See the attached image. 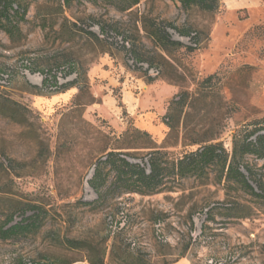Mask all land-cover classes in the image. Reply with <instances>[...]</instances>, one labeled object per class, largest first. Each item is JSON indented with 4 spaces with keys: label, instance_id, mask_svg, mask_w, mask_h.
Instances as JSON below:
<instances>
[{
    "label": "rangeland",
    "instance_id": "rangeland-1",
    "mask_svg": "<svg viewBox=\"0 0 264 264\" xmlns=\"http://www.w3.org/2000/svg\"><path fill=\"white\" fill-rule=\"evenodd\" d=\"M18 1L21 35L0 31V94L21 106L0 118V225L36 224L0 239V264H264V201L219 181L218 166L170 167L208 144L230 155L234 136L264 126V0L213 13L171 0ZM153 24L194 51H165ZM101 60L119 84L90 77ZM51 77L73 87L55 91ZM153 152L169 168L157 191L129 192L109 166L99 196L89 187L109 153L148 172ZM247 162L264 186V160Z\"/></svg>",
    "mask_w": 264,
    "mask_h": 264
},
{
    "label": "trees",
    "instance_id": "trees-1",
    "mask_svg": "<svg viewBox=\"0 0 264 264\" xmlns=\"http://www.w3.org/2000/svg\"><path fill=\"white\" fill-rule=\"evenodd\" d=\"M178 2L182 9L188 10L191 8H198L202 11L213 13L219 5L220 0H171ZM138 3V0H133L131 6ZM69 0H63V6H69ZM16 6V10H13V6ZM61 4L58 7L62 9ZM12 13V14H11ZM26 7H24L18 0H0V31L6 34L10 39L14 35H21L18 27L19 22L25 21ZM50 20H43L41 29H46L49 26ZM68 20L64 18L58 25L59 30L62 31L66 27ZM57 25L56 21H52L50 24L51 29ZM148 35L153 42L158 44L165 51L168 47L174 49H186L188 52H193L191 47H185L180 42L171 40L170 36L163 30L153 24L148 29ZM180 36L186 37L188 33L177 31ZM96 42H101L99 38L91 33L88 34ZM150 67V66H149ZM48 81L42 82V89L48 87ZM53 87H56L55 91L67 90L73 87L74 82H67L62 85H58L56 77H51ZM152 81V80H150ZM51 87V86H49ZM21 106L10 100L9 98L0 94V118L15 120ZM148 160V169L146 170L136 163H130L116 153H109L106 159L95 167L91 180L88 181L89 187L99 196V187L104 183L102 176V169L109 166L112 171H115V175L118 181H124L126 189L131 193H138L146 195L157 191L161 185L162 178L169 170L167 166H163L162 159L158 157L160 152H153ZM253 157L257 160H264V126L258 130H252L244 135L234 136L232 139L231 154L228 155L220 144H208L200 148L199 151L194 153L185 154L175 162H171L170 167L172 173L180 177H184L188 174L195 175L205 172L211 167H220L219 181H223L226 184L236 185L240 190L247 195L264 201V186L257 179V175L253 172L247 159ZM1 165V164H0ZM245 172V174L243 173ZM100 183V184H99ZM255 186V188L252 186ZM259 191V193L256 192ZM12 217H9L2 225H0V239H8L15 237L27 231L32 226H35L36 221H31L26 224H12ZM68 250L77 251H90V247L87 243L76 240H64L62 243ZM87 264H104L103 258L100 256H88ZM54 264V262H53ZM62 264H73L72 262H63Z\"/></svg>",
    "mask_w": 264,
    "mask_h": 264
},
{
    "label": "crops",
    "instance_id": "crops-1",
    "mask_svg": "<svg viewBox=\"0 0 264 264\" xmlns=\"http://www.w3.org/2000/svg\"><path fill=\"white\" fill-rule=\"evenodd\" d=\"M220 3L225 7L227 11L235 12L241 9H253L257 5H259L260 0H220ZM107 65L108 67H105ZM109 62L107 60H101V62L95 66L90 72V77L92 79L97 78L100 80L107 81V89L109 87H114L117 85V75L116 68L109 66ZM112 91H109L111 94Z\"/></svg>",
    "mask_w": 264,
    "mask_h": 264
},
{
    "label": "built area",
    "instance_id": "built-area-1",
    "mask_svg": "<svg viewBox=\"0 0 264 264\" xmlns=\"http://www.w3.org/2000/svg\"><path fill=\"white\" fill-rule=\"evenodd\" d=\"M7 76H5L3 83H6ZM51 89V88H50ZM52 89H56V87H53Z\"/></svg>",
    "mask_w": 264,
    "mask_h": 264
}]
</instances>
